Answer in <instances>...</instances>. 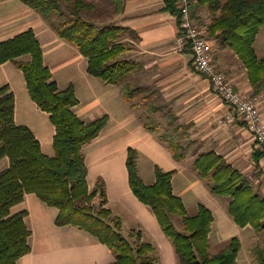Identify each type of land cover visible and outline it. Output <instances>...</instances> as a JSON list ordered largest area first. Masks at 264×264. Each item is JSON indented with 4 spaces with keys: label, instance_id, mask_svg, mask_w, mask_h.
<instances>
[{
    "label": "trees",
    "instance_id": "16d2710c",
    "mask_svg": "<svg viewBox=\"0 0 264 264\" xmlns=\"http://www.w3.org/2000/svg\"><path fill=\"white\" fill-rule=\"evenodd\" d=\"M21 1L46 19L60 38L78 47L88 61L90 75L109 84H121L127 100L143 99L148 111L147 128L158 129L155 115L162 106L145 95L144 85L127 81L129 75L140 70L138 63L124 55V36L139 38L134 30L114 23L98 26L83 18L86 11L100 12L93 0ZM164 1V9L178 21L176 0ZM113 3L115 13L123 11V0ZM199 6L210 18L206 37L221 39L238 55L256 93H260L264 88V57L257 56L253 44L264 24V0H196L192 15L202 26L197 14ZM53 13L56 20L50 18ZM7 61L22 71L30 98L49 114L55 133L54 154L47 155L31 128L15 122L13 91L8 85L0 87V160L7 157L9 161L8 167L0 171V264H17L31 249V229L25 221L27 210L11 211L27 193H34L57 209V225L77 227L107 245L115 255L108 264H157L153 245L142 241L139 230L130 231L132 241L122 234L121 219L106 206L104 179L98 177L92 188L88 185L83 146L101 133L107 115L84 122L73 111L78 103L75 88L72 84L59 88L45 65L41 43L32 28L0 41V65ZM160 138L176 160L185 157V146L171 132ZM137 159V149L129 147V185L139 201L152 210L171 240L178 264H236L242 248L240 239L233 236L219 251L210 254L209 232L214 219L211 210L199 204L198 211L189 215L181 197L173 192L174 170L165 171L155 165V182L146 184L139 174ZM194 165L202 178L210 179L214 194L230 197L228 211L239 227L251 226L256 232H264V195L245 174L213 150L199 153ZM174 216L181 219L184 232L176 228ZM253 256L264 264V246H255Z\"/></svg>",
    "mask_w": 264,
    "mask_h": 264
},
{
    "label": "crops",
    "instance_id": "0c3cea01",
    "mask_svg": "<svg viewBox=\"0 0 264 264\" xmlns=\"http://www.w3.org/2000/svg\"><path fill=\"white\" fill-rule=\"evenodd\" d=\"M93 1L96 9L104 12L103 0ZM105 1V14L114 16V24L128 27L139 36L137 40L130 35L123 38L124 42L130 43L124 55L140 66V70L129 75L127 81L144 85L145 95L162 106L155 117L159 118L158 123L162 118H167V121L164 125L159 124L156 131L147 128L146 102L141 98L125 99L121 84L95 80L96 77L90 76L87 70V74L81 76L82 80L56 79L54 72L58 66L77 61L84 63L87 69L88 61L77 46L60 38L46 19L21 0H0V41L32 28L41 43L45 65L51 70L59 88L71 84L75 88L78 103L73 111L84 122L107 115L108 121L101 133L85 144L83 151L89 187H94L98 177L104 179L106 206L121 219L122 225L125 211L136 221L135 229L141 232L142 240L145 229L155 233L163 250L171 256V264H176L172 260L176 254L171 240L161 229L152 210L139 201L129 185L126 159L128 148L132 147L138 151V170L146 184L155 182V165L165 171L174 170L173 192L181 197L187 213L190 207L196 213L199 204L211 210L214 219L210 240L221 242L227 223L240 229L244 236L247 229L253 228L239 227L232 216L227 217L230 199L211 191L210 179L198 174L194 160L199 153L213 150L245 174L251 185L257 186V191L264 195V154L260 155L262 151L252 132L242 121H227L225 116L231 109L195 70L191 50L176 43L178 21L174 14L164 9V0H123L124 7L120 13H115L113 0ZM197 9L201 25L206 28L209 15L203 7ZM263 29L264 24L253 44L259 58L264 57L263 38H260ZM209 40L214 62L233 87L244 95H261L259 109L264 118V88L256 93L238 55L221 39ZM17 69L10 61L0 65V87L8 85L15 95V122L29 126L43 152L53 155L54 125L49 114L30 98L23 73ZM15 84L23 101L21 107L17 105ZM165 132H171L185 146L182 160H176L161 140L160 136ZM2 161H5L4 168L8 167V158H2L0 163ZM189 175L193 178L190 179ZM21 210H27L25 221L31 229V249L17 264H108L114 261L113 251L94 236L74 226L57 225V209L41 201L34 193H27L11 209L13 213ZM251 259L249 264L257 262L253 257ZM236 264H239V256Z\"/></svg>",
    "mask_w": 264,
    "mask_h": 264
},
{
    "label": "built area",
    "instance_id": "2783aa9c",
    "mask_svg": "<svg viewBox=\"0 0 264 264\" xmlns=\"http://www.w3.org/2000/svg\"><path fill=\"white\" fill-rule=\"evenodd\" d=\"M195 2L196 0H176L179 10V34L176 43L191 50L195 70L209 82L212 92L221 97L231 109L225 116L227 121H242L264 152V118L259 109L261 95H244L236 90L218 69L212 56L211 42L205 35V28L197 24L192 15Z\"/></svg>",
    "mask_w": 264,
    "mask_h": 264
},
{
    "label": "rangeland",
    "instance_id": "374dc122",
    "mask_svg": "<svg viewBox=\"0 0 264 264\" xmlns=\"http://www.w3.org/2000/svg\"><path fill=\"white\" fill-rule=\"evenodd\" d=\"M106 2L107 1L103 0V5H102L103 9L102 10L104 12L102 14L100 12H96L93 10L92 11H86L82 15L83 18H85L88 21L94 22L98 26L109 24V23H114L113 22L114 16L113 15L110 16L108 14L107 15L105 14L106 9H107ZM50 18L52 20H56V14L55 13L51 14ZM260 38H263V43H264V29L262 31V35ZM132 43H134V42H132ZM129 46H130V43H127V47H129ZM260 53H262V52H260ZM80 70H81L82 74L80 73ZM86 70L87 69H86V66L84 63L80 64L77 61L76 62L69 61L66 64L58 66L55 69L54 75H55V78L58 80H82L81 76L83 74H87ZM86 76H88V75H86ZM95 80H101V79L96 78ZM16 85L17 84H15L14 86H15L16 93H17V100H18L17 105L18 106L20 105V107H21L23 105V101H22V98L20 95V91L18 90ZM140 109H141V107H140ZM156 120H159V118ZM160 120H161V123H158V124L164 125L167 121V118H162ZM19 121H21V120H19ZM162 131H163V129H162ZM4 164H5V161H2L0 163V171L4 169ZM189 178L192 179L193 176L189 175ZM253 187L257 190V186H253ZM222 197L226 198V199H230V197L227 195H223ZM227 212H228L227 217L231 218L229 211H227ZM188 214L189 215L195 214V212L193 211V208H191V207L189 208ZM123 215H124L123 216L124 223L122 225L121 232L125 237L129 238L132 241V238L130 237V231L132 229L136 228V224H135L136 221L134 219H132L131 216L125 211L123 212ZM173 219H174V223H175L176 228L179 231L184 232V225H183L181 219L177 216H174ZM135 230H137V229H135ZM246 232L247 233L244 235L245 236V238H244L243 233H242V231H240V229H236V227L227 223V227H225V229H224V234H223V238H222L223 241L221 240V242H215L213 239H211L210 240V246H209V253L214 254L217 251H219L225 245V243L228 241V240H225L226 238L231 237V236H238L241 239L242 244H243L242 249L239 251V255H238L239 256V264H243V263L249 264L250 261L252 260L251 258L252 257L254 258V256H253L254 247L257 245L264 246V232L259 233V232H256L254 229H250V228L247 229ZM143 239L144 240H142V241L151 242L153 244L154 249L152 251V254L156 258L157 264H171V262H170L171 256L168 254V251L163 250V248L160 244V240L158 239V237L155 233H151L150 231L145 229L143 232ZM172 260L174 262H176V264H178L176 255H173ZM255 264H257V262Z\"/></svg>",
    "mask_w": 264,
    "mask_h": 264
}]
</instances>
